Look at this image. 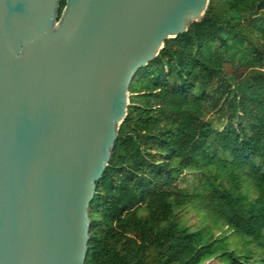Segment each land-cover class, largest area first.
Returning <instances> with one entry per match:
<instances>
[{"label": "trees", "instance_id": "16d2710c", "mask_svg": "<svg viewBox=\"0 0 264 264\" xmlns=\"http://www.w3.org/2000/svg\"><path fill=\"white\" fill-rule=\"evenodd\" d=\"M129 88L136 96L89 206L85 263L264 264V0H209ZM212 109L227 116L221 128ZM211 170L229 186L210 188ZM195 201L212 221L199 231L175 217ZM219 226L256 241L260 258L235 256L228 236L214 237Z\"/></svg>", "mask_w": 264, "mask_h": 264}, {"label": "water", "instance_id": "95a60500", "mask_svg": "<svg viewBox=\"0 0 264 264\" xmlns=\"http://www.w3.org/2000/svg\"><path fill=\"white\" fill-rule=\"evenodd\" d=\"M59 1L0 0V264H86L133 76L209 3Z\"/></svg>", "mask_w": 264, "mask_h": 264}, {"label": "rangeland", "instance_id": "374dc122", "mask_svg": "<svg viewBox=\"0 0 264 264\" xmlns=\"http://www.w3.org/2000/svg\"><path fill=\"white\" fill-rule=\"evenodd\" d=\"M59 18H57L58 21ZM134 77V76H133ZM136 96V93L131 92L129 88V100H128V106L132 105V98ZM211 114H208V118L212 119L214 125L217 128H221L224 123L227 121V116H221L219 117V114L215 109L211 110ZM120 126V124H119ZM222 154L221 156H223ZM224 157V156H223ZM210 175V181H209V187H217L220 188V184H226L229 186V184L225 180H221L218 176L215 175L214 171L211 170ZM188 179L183 183V187L191 191V183L195 182V185H198L196 181H194L195 177L192 176V172H186L185 173ZM196 180V179H195ZM204 182V179L202 180ZM242 189L248 193H251V196H253L252 191L249 187V183L246 182V184L243 185ZM99 215V214H97ZM175 217L181 222V224L188 226L192 231H199L203 226L206 224L212 226V221L208 218V210L205 208V203H202L200 201H195L194 203L186 204L179 208L176 213ZM227 231V226H219L217 228L213 229L214 237H221V236H228L229 238V250L232 252L235 256H250L251 262H256L260 256H261V248L256 244V241H252L251 238L246 237L242 234L233 232L232 230ZM204 264H223L221 259L217 257H213L209 259ZM258 264V263H256Z\"/></svg>", "mask_w": 264, "mask_h": 264}]
</instances>
